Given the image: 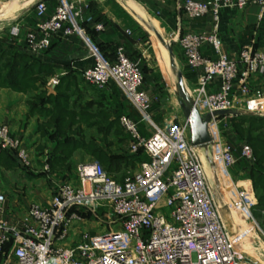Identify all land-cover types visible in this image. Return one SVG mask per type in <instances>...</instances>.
Listing matches in <instances>:
<instances>
[{"label":"built area","instance_id":"built-area-1","mask_svg":"<svg viewBox=\"0 0 264 264\" xmlns=\"http://www.w3.org/2000/svg\"><path fill=\"white\" fill-rule=\"evenodd\" d=\"M80 2L55 0L49 6L46 0H36L37 21L21 34L25 51L40 54L50 47L57 33L68 36L79 29ZM248 3L259 6V19L264 17V0L182 1L188 18L207 17L210 21L208 29H188L177 37L185 64L196 74L190 96L201 115L239 109L264 113V93L251 91L250 86L252 79L264 75V52L251 43L236 55H228L222 51L219 36L222 10ZM103 27L101 22L94 24L96 31ZM20 32L15 25L10 30L11 38L22 37ZM84 39L90 45L89 39ZM91 47L94 62L82 70L83 80L97 89L109 83L119 88L138 115V121L127 115L119 117L130 138L129 150L142 152L148 159L140 161L132 175L122 181L112 178L97 160L80 163L75 181H52L53 194L47 205H29L31 223L4 218L0 207V260L4 245L9 243L13 264H264L260 259L262 241L255 246L261 250L259 255L249 256L229 236L212 196L199 147L190 145L185 119L161 125L152 120V97L143 88L139 60L123 44L116 45L112 61ZM206 49H212L213 54H205ZM50 81L52 85L57 82L55 78ZM232 116H211L208 131L212 143L207 154L215 169L228 179L234 192L232 206L259 228L252 214L253 193L232 175L234 169L237 173L246 171L238 168L239 163L254 162L248 143L240 141L236 146L224 135ZM139 121L146 125L149 136L140 134ZM0 149L11 152L21 167H31L26 142L5 124H0ZM41 172L50 180L56 176L47 163ZM3 201L0 194V204ZM261 213L264 215V208ZM89 223L97 225L93 231L88 229ZM260 232L264 237L262 229Z\"/></svg>","mask_w":264,"mask_h":264},{"label":"crops","instance_id":"crops-1","mask_svg":"<svg viewBox=\"0 0 264 264\" xmlns=\"http://www.w3.org/2000/svg\"><path fill=\"white\" fill-rule=\"evenodd\" d=\"M35 1L22 0L20 2L18 0H11L5 2L0 7V17L13 16L18 10L27 9L20 16L19 21L16 22L21 28V34H23L24 30L30 28L37 21L34 11ZM46 1L49 6L55 3V0ZM154 1L158 9L153 8L152 11L158 14L156 16L158 19L153 17L149 18L143 7L135 0H124L123 2L120 0H81L80 6L82 7V14L78 20L79 29L68 36L57 33L46 51L37 55L29 53L42 63L52 66L53 73L50 76L57 79H65V83L60 86V90L69 94L66 107L71 112L69 114L75 113L71 117H66L65 123L72 124L71 127L63 131L66 135H73L71 132L74 131V126L81 125L83 127L88 126V130L93 131V136L88 135L87 140L97 141L100 138L112 140L113 134L111 126L116 115L118 116V121L121 115H127L138 121V115L133 106L115 84L109 83L105 88L97 89L95 86L85 82L82 78V70L94 62L91 46L96 47L99 53L109 61L115 58V47L117 44H123L127 51L138 60L141 59V56L144 57L146 55L147 49L141 39L142 32L136 29L137 27L130 17L131 14L140 23H142L140 18L151 21L155 28L162 33V27L158 21L160 20L171 31L172 35L170 37L174 38L179 37L188 29H208L210 26V21L207 17L188 18L181 7L183 0ZM97 22L103 24V30L96 31L94 29V24ZM258 23L259 6L255 4L248 3L244 7L224 8L221 12L219 25L222 51L234 56L242 46L251 43L255 44L257 41L256 29L258 28ZM127 31L130 33H127ZM151 35L156 43L160 56L165 62L166 76L171 80L173 78L169 72L166 50L158 43L152 33ZM84 36L89 39L90 45L86 43ZM174 38L172 39L175 40ZM0 42L3 48H6L8 44H13L14 49L12 50H25L23 36L15 39L9 37V39H2ZM205 54L212 55L213 50L206 49ZM180 61L183 68L182 73L184 71L187 75L185 77L183 73L186 92L192 96L196 83V74L185 64L183 52L181 53ZM143 75V88L152 97L149 107L152 120L158 125L163 124L164 121H182L184 116L182 111L179 112L177 110V100L175 98L173 99L169 94L163 95L164 93H162L164 88H162L160 76L157 74L150 75V73H143ZM258 81L264 83V76L260 75L257 80L250 81L251 91H254L253 87L257 85ZM211 88H214V86ZM40 89H45L47 94H56V86L54 84L50 87H40ZM28 100L29 96L27 94L14 91L9 87L0 86V124L7 125L12 133L18 134L24 139L29 149L32 165L30 168H23V170H26L28 172L27 174L31 175V177H40V180L35 182V184L31 180H25V178L10 183L8 181L9 179H16L11 174L13 173V168L10 169V167H7V160L0 157V194L4 196V201L0 204L1 215L19 224L32 222L28 216V207L31 203L36 202L41 205H47L50 201L51 194L46 190L47 185H53L50 183L53 180H50L49 177L41 172L44 163L48 164L51 173L56 171L59 168V164L62 163L57 162L58 164L52 166V162L54 164V160L59 156V153L52 152L54 144L51 142H54L56 138H61L56 137L55 120L50 115H45L43 111L38 112V109L30 112ZM41 108L50 109L51 105L50 103H44ZM230 121L227 139L231 142L238 138L232 130ZM100 125H102L100 134L96 136L95 128ZM121 129L128 140L129 147V135L122 126ZM138 130L142 136L147 137L150 134L146 129V125L140 121L138 122ZM74 133L79 136L78 138L85 137L79 131ZM84 133L86 134V132ZM233 134H235V137L232 136ZM198 150L203 156L204 150ZM129 154L138 155L140 156L138 159L141 160L148 159L142 152L134 154L129 150ZM112 157H117L116 163L119 166L122 156L113 154ZM12 159L18 162L14 156H12ZM84 161L89 160H82V162ZM234 171L238 170L234 169ZM245 173H247V170L238 173V175L242 176ZM240 182L243 187L252 192L253 189L251 188L253 186L250 178L242 179ZM253 200L255 203L252 206V210H254L253 208L257 204L255 196ZM93 226V223L88 224V227L92 229L91 231H93ZM226 227L230 237L235 242V246L240 247L231 230L228 226Z\"/></svg>","mask_w":264,"mask_h":264},{"label":"rangeland","instance_id":"rangeland-1","mask_svg":"<svg viewBox=\"0 0 264 264\" xmlns=\"http://www.w3.org/2000/svg\"><path fill=\"white\" fill-rule=\"evenodd\" d=\"M11 0H0V7L3 3L5 2H9ZM18 1H22V0H18ZM136 2H138L144 9L146 15L150 18H157L156 16L158 14H155L152 9H158L157 8V4L154 0H135ZM25 10L27 9H20L18 10L13 16H8V17H0V40L2 39H9V37H11L10 34V30L12 29V27H14L15 25H17V21H19L20 16H22L23 12H25ZM131 14V13H130ZM133 20V22L135 23V26L137 27L136 29H139L142 33V43H145L144 46L147 49V52L145 53L146 55L143 57L141 56V59L139 60L141 69L143 73H150V75L152 74H157L158 76H160V80H162L161 85L163 86L162 88H164V90L162 91V93H164L163 95H170L173 99L175 98L176 101V107L177 110L179 112H181V108L179 107V97L176 94V86L173 82V79L169 80L166 76V71H165V62L163 61L162 57L159 54V50L156 46V43L150 33V31L142 24L140 23L132 14L130 16ZM158 19V18H157ZM161 27H162V36L166 39V41L174 38V37H170L172 35L171 31L168 30L164 24L158 20ZM264 17L259 19V23H258V28L257 30V41L254 45V48L258 51L264 52V32L261 31V27L264 26ZM130 33V32H129ZM22 36L21 32L19 37ZM175 41L174 43L171 44L172 50L174 52V56L176 59V63L178 65V68L182 71V65H181V61H180V56L182 53V50L179 46V43L177 42V38H174ZM264 76V75H263ZM53 76H47L45 79V83L43 85V87H50L52 84L49 83L51 82L50 80L53 79ZM259 78V76L256 79H252V80H257ZM57 80V82L54 84V86H62V84L65 83V81H61L60 78H55ZM91 88V87H90ZM254 90H259L261 92L264 93V83H260V81H258L257 85L253 87ZM45 89H42V91ZM45 92V94H47V91H43ZM39 91L34 92L32 95L35 97V95H38ZM68 94V93H66ZM29 96V94H27ZM48 95V94H47ZM55 95V94H54ZM69 98V94L67 95ZM190 96V93H189ZM191 97V96H190ZM29 100L32 101V97L30 99L29 96ZM28 100V101H29ZM261 103L264 104V96L263 99H261ZM38 106H43V105H38ZM239 108H243L240 106H237ZM263 110H264V106H263ZM237 111L240 112H249V111H245L243 109H239ZM251 112V111H250ZM255 114V113H253ZM71 114H69V117ZM143 124V123H142ZM102 125L97 126L96 129V133L98 136L100 134V130H101ZM112 128V134H113V139L112 140H107L106 138H100V140L97 141H92V140H87L86 138H88L87 136L91 135L93 136V131L88 130V126L87 127H83L81 125H76L74 126V131L71 132L73 133V135H65V137H69L72 138L73 140H75L78 144V148H75L73 150H68L67 152H62L61 154L66 155L65 160L62 161V163L59 164V168L54 171L55 172V177L53 182H59L62 180H66V181H75L76 179V168L77 166L80 164V162H82V160L87 159V160H97L100 162L101 165H103L105 171L112 177L115 178L117 180H122L127 176L132 175V173L135 171V169L138 166V159L135 156H132L131 154H129V147H128V140L126 139V136L124 134V132L121 129V126L119 124L118 121V116L116 115L113 121V124L111 126ZM110 128V129H111ZM233 128V127H232ZM109 129V131H110ZM234 131V129H232ZM81 132L83 134V138H78L79 136L77 134H75L74 132ZM86 132V134L84 133ZM235 132V131H234ZM95 133V132H94ZM236 133V132H235ZM75 134V135H74ZM225 137H227V133H224ZM235 134H233V137H237V134L234 136ZM228 140V139H227ZM229 141V140H228ZM247 142V140L243 139H235L232 140L231 143L233 145H238L239 142ZM52 144H54V142H51ZM95 144V145H94ZM93 145L96 146L95 148L97 149H93ZM3 150V149H2ZM92 150H97V152H101L102 155L104 156L103 159H97L95 155L90 154ZM113 154H119L122 157L121 159V163L119 164V166H107V162H109L108 157L110 158ZM209 155V153H208ZM3 157V156H2ZM3 159L7 160V167L13 168V173H11L16 179H9L8 181L10 183L13 182H17L20 179H24L28 180V181H32L33 184H35V182H38L40 180V177H31V175H28L26 170H23V167L21 168V166L19 165L18 162H15L12 158L11 159H7L5 157H3ZM205 168H206V172L208 175V178L210 181H213L214 178V171L211 167V165L209 164V162L206 160L205 155L202 156ZM17 163V164H16ZM16 167V169H15ZM217 171V169H215ZM218 181L220 183V187L222 188V190H224V193L226 194V197H228V199L231 201V198H234V192L233 190L230 189V184L228 182L227 177L224 176V174L222 173V171H220L218 169ZM232 175L236 178H234L235 181L240 183V180H245L247 178H249L248 172L245 173L242 176H238L237 171H232ZM238 176V177H237ZM251 180V179H250ZM52 181L50 182L52 186L47 185V190L48 192H50L51 196L53 194V188H54V183ZM48 183V181H47ZM39 185V184H38ZM251 187V186H250ZM253 189V188H251ZM255 198V192L254 190H252ZM49 194V195H50ZM254 210H252V214L256 220V222L259 225V228L262 229V231L264 232V228L262 226V221L264 218V215H262L261 213V208H258L257 206L255 208H253ZM241 216V223H240V230L241 232V236H240V240H242V242H240V240L238 239L237 242L239 243L240 247L244 249L243 254H247L249 256H253V254H249V253H255L256 255H259L258 252H260V249H255V246H259V241H262L261 243H263L264 241V237L262 236L260 229L254 225L252 223V221L250 220L248 222V220H245L244 215L239 213ZM90 224V223H89ZM92 224V223H91ZM94 226H97L95 223H93ZM91 226V225H90ZM96 228V227H95ZM89 230H92L91 228L88 227ZM231 232L233 233L234 237L236 238V234L234 233V231L230 228ZM244 233V235H242ZM261 236V238H260ZM263 237V238H262ZM255 238V239H253ZM260 238V240H259ZM10 249V248H9ZM9 249L5 250L2 258L0 260V264H13V260L11 258V256L9 255ZM260 250V251H259ZM262 257H260V259L262 261H264V252Z\"/></svg>","mask_w":264,"mask_h":264},{"label":"trees","instance_id":"trees-1","mask_svg":"<svg viewBox=\"0 0 264 264\" xmlns=\"http://www.w3.org/2000/svg\"><path fill=\"white\" fill-rule=\"evenodd\" d=\"M261 31L264 32V26L261 27ZM13 47V44H8L6 48H3L0 42V86L9 87L14 91L29 94L30 99L32 97V101H28L29 111L33 112L38 109V112L43 111L45 115H50L55 120L56 137H61L54 140L52 149L53 153H59V156L54 160V164L52 162V166H55L58 164L57 162L65 160L66 155L63 156L61 154L62 152L78 148L77 142L72 138L65 137L66 133L63 132L66 128L72 126L71 123H65L66 117L71 113L66 108L68 94L60 90L61 84L56 86L55 95L45 94L43 92L45 90L42 91L40 87H43L46 77L52 75V66L42 63L25 50H12L14 49ZM183 73L187 77L184 71ZM64 80V78H61L62 82ZM36 91H39V94L34 97L32 94ZM44 103H50L51 108L45 109L41 108V106L38 107V105H44ZM73 114L75 113L73 112L71 115ZM230 124L238 138L247 140L246 143L252 148L254 162L251 165L239 163L238 168H246L256 195V206L262 210L264 208V116L234 115L231 118ZM94 145L93 149H97ZM90 154L95 155L97 159L101 160L104 157L97 150H92ZM2 156L11 159L13 154L7 150H0V157ZM132 156L137 157V159L140 158L138 155ZM108 159L107 166H117V157L111 156ZM140 160L138 159V161ZM261 223L264 226V218ZM9 248V243L4 245V251Z\"/></svg>","mask_w":264,"mask_h":264},{"label":"water","instance_id":"water-1","mask_svg":"<svg viewBox=\"0 0 264 264\" xmlns=\"http://www.w3.org/2000/svg\"><path fill=\"white\" fill-rule=\"evenodd\" d=\"M123 2L124 0H120ZM147 28L152 29L159 40V42L166 47L168 52V59H169V66L175 78V86H176V94L179 97V106L181 108L182 114L184 119L188 125L189 129V138H190V145L194 147H199L204 149L205 158L211 165L214 171V178L213 181L209 180L210 183V190L212 196L214 198L215 204L218 208V211L223 218L226 226L232 229L236 234V239L240 240L241 230L240 225L236 221L235 218V208L232 206L231 203L227 202L224 197L223 193L219 188L218 184V177L216 174V170L214 167V162L207 154L208 146L212 143V137L208 131V122L211 116H223V115H256V116H264L263 114H253L251 112H240L234 110H219L214 111L212 113H206L201 115L193 103L192 98L188 95L184 85V76L182 71L178 68L176 63V59L174 56V52L172 50L171 44L174 43L175 40L170 39L166 41V39L156 31L152 26L148 24L145 20H141ZM244 235V233L242 234ZM242 242V240H240Z\"/></svg>","mask_w":264,"mask_h":264},{"label":"bare ground","instance_id":"bare-ground-1","mask_svg":"<svg viewBox=\"0 0 264 264\" xmlns=\"http://www.w3.org/2000/svg\"><path fill=\"white\" fill-rule=\"evenodd\" d=\"M141 20H145L146 22H148V24L150 25V26H152L156 31H158L156 28H155V26L152 24V22L151 21H149V20H146V19H144V18H140ZM142 22V21H141ZM142 24H143V22H142ZM144 25V24H143ZM145 26V25H144ZM146 28H147V26H145ZM153 35H154V37L156 38V40L158 41V43L166 50V47L165 46H163L160 42H159V40L157 39V37H156V35H155V33H154V31L152 30V29H149V28H147ZM159 32V31H158ZM160 34H162L161 32H159ZM166 55H167V61H168V68H169V72H170V75L172 76V78H173V80H174V84H175V78H174V75H173V73H172V71H171V69H170V66H169V59H168V52H167V50H166ZM199 149H203V148H199ZM204 150V149H203ZM205 154V153H204ZM218 170L216 171V174H217V177H218ZM218 184H219V188H220V190L222 191V193H223V197H224V199L227 201V202H229L230 203V201H229V199H228V197H226V195H225V193H224V191L222 190V188L220 187V183H219V181H218ZM235 218H236V221L239 223V225H240V223H241V216H240V214L236 211L235 212ZM229 234V233H228ZM230 236V235H229ZM232 239V238H231ZM233 240V239H232ZM233 242H234V240H233ZM234 244H235V242H234ZM263 247H264V244L262 243L261 244ZM264 257V256H263Z\"/></svg>","mask_w":264,"mask_h":264}]
</instances>
